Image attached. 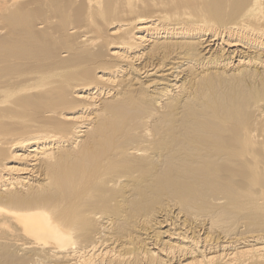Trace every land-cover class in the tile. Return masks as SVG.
<instances>
[{"label": "bare ground", "instance_id": "bare-ground-1", "mask_svg": "<svg viewBox=\"0 0 264 264\" xmlns=\"http://www.w3.org/2000/svg\"><path fill=\"white\" fill-rule=\"evenodd\" d=\"M0 264H264V0H0Z\"/></svg>", "mask_w": 264, "mask_h": 264}]
</instances>
